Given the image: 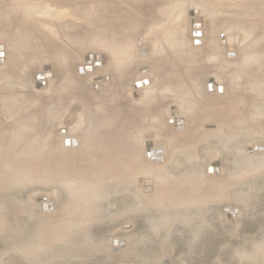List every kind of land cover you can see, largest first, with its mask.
<instances>
[{
	"label": "bare ground",
	"instance_id": "6f19581e",
	"mask_svg": "<svg viewBox=\"0 0 264 264\" xmlns=\"http://www.w3.org/2000/svg\"><path fill=\"white\" fill-rule=\"evenodd\" d=\"M32 1L34 5L29 6ZM114 1L119 3L116 9L123 6V0ZM131 2H138L137 4L141 6L134 10V13H137L136 17L134 14L132 18L127 17L130 18L127 23L132 27L137 23L140 26L144 20L150 21V18H153L150 24L153 23L154 26H157L154 30H158L156 31L158 36H153L151 39L154 42L155 52L152 51L151 59L149 56L151 49H147V51L145 48L143 51L141 47L138 48L141 50L139 54L142 58L146 59L147 57L148 60L150 58L149 61L146 60L147 63L143 62L142 64L140 63L145 59L140 58L141 62L140 59H136L140 62V65L138 64L139 66L136 67L138 68L136 75L139 74L140 78L141 75L145 77L136 79L134 82H127L134 76L133 70L130 68L134 69V63L129 67L120 64L117 66L118 70L116 69L118 81L116 80L114 85L123 88H118L119 90H128L129 92L131 88H125L132 84L133 89L130 91L135 94L148 89L150 96L144 95V100L140 101L139 99L135 102L138 104L137 107L146 109L144 112L146 115L160 111H156L157 105H155V101L152 102L153 97L158 99V96L161 95L165 96L162 98L163 100L169 98L165 93L168 89H171L169 91H172L173 95L181 96L182 101L179 103L182 108L184 106L185 108L184 110L179 109V111L185 118L176 117L175 113L172 117H165L167 127H174L179 132L175 136L180 138L177 140L178 142L183 141L181 140L182 136H188V138L191 136L193 140H198V134L203 131L199 127L203 123L200 124L198 120L200 122L214 121L205 130L207 131L205 136L206 134L211 136L217 133V129H221L220 133L223 132L222 130L226 131L222 134L224 139L229 138L225 135L232 132L234 126L227 122L228 117L229 120L235 117L236 121L233 119L230 121H234L237 127L243 123V125L241 124L242 130L244 126L246 131H243L244 133L239 138L240 142L247 141L250 136L264 138V0H131ZM1 3L0 33L17 36L21 41L19 49L21 54L19 53L20 58L18 57L14 66L11 65L12 68L11 66L3 67L7 41L0 37V40L5 42L0 43V219L5 230H8V233L10 231V236L8 235L5 239L7 253H9L7 256L10 258L6 257L4 260H0V264H86L94 259L109 264L112 260L109 254L119 255V253L124 258L143 256L144 260L141 263L138 261L137 264H164L165 262L167 264L169 262L173 264H264V150L254 152L251 156L243 153L244 151L242 152L241 149L235 150L225 145L223 146L225 152L222 151V148L220 151L225 154L226 158H222L223 164H208L207 170L204 171L201 165L192 164L188 159H196L192 152L194 148L190 153L195 157H182V152H179L180 158H174V155L181 150L176 145L175 150H178L176 153L173 152L175 151L174 148H171L173 142H170V146L168 143L166 144L165 139L160 138V136H164L161 135L164 131L161 134L160 131L158 136L153 137V146L148 141H143L146 144L143 147L140 143L144 134L141 127L139 128L140 133H143L141 135L136 133L138 129L133 130L138 114L136 116L132 112L137 104L132 106L133 109L128 108L133 105L132 100V104H130L129 98L127 99L126 96L120 98L119 95H115L116 98H120L119 100L112 99L111 95L113 94L110 93L104 97L101 96L102 98H97L100 100L101 103L98 101V104L101 106L100 109L95 110L92 107L94 105L89 106V99L86 98L88 93L85 95L83 92V90H87L84 89L85 87L79 88L82 98L88 100V104L85 103L86 113L82 118L84 124L82 127L85 128L79 133L77 130L76 132L72 130L71 135L69 130H66V135H62L60 140H56L57 134L55 135V131L52 129L55 126V120L59 118L66 107V98L70 93L77 94L74 92L77 88L70 78V70L65 69L63 75L67 73L66 77L62 78V81L60 80L62 83L57 88V90L64 89L65 92L63 90L56 92V90L57 94L55 93L54 96L57 95L58 98L56 101L54 100V105L52 104L53 106L48 108L46 106L48 103L44 104L41 95L36 98L29 96L27 95L28 91L26 92L27 89H24L25 79L23 78L28 75L25 71L26 58L29 59V56L43 58L45 54L57 56L66 49L57 43L64 33L54 32V28L59 27H56L55 22L61 23L60 25L66 23L67 29H73L76 21L83 20L88 26H91L90 24L95 21L99 28H103L108 24L111 26V23L122 25L125 15L123 16L119 10L120 14L114 15L113 19L115 18V20L111 21L110 16H113L116 11L115 6H102V2L94 7L92 0H54L50 4H43L42 0H6V3ZM191 7L198 12V16L200 14L201 21L195 20L192 22V26L190 24L189 38L187 33L182 32L183 24H181L180 16L186 8L192 9ZM113 8L115 10L113 14L109 13ZM192 12L194 11L192 10ZM127 18L125 16V19ZM147 23L149 24V22ZM45 25H49L50 28H46L53 29V32L42 31V27ZM196 25L199 26L195 27ZM106 29H102V31ZM240 29L250 31L251 41L238 46L234 44L233 38ZM139 31L141 30L139 29ZM198 32L201 33V36L194 35ZM218 35L220 38L224 37L221 35H226V39L229 40L225 44L226 46H223L225 51L219 47L217 40L220 38H217ZM69 36L67 35V38L64 36L65 40L70 39ZM183 36H186V40H182ZM96 37L99 41L103 40L101 33ZM226 39H222L223 42ZM196 40H201V43H196ZM142 48L144 49V47ZM220 52H224L226 59L224 56L221 58ZM99 54L103 55L102 66H100L101 63L96 64L98 62L96 55ZM90 59L91 57L88 60L90 61ZM44 60L49 59L44 58ZM104 61L103 52H97L94 61L78 65L75 68L76 74L82 79H88L101 67L103 68ZM156 63L161 65H159L160 69L157 68ZM87 66L88 69L91 67L92 71L86 69ZM38 67H42L41 71L37 70ZM142 67H146L147 70H141ZM48 69L50 68L45 65L35 67V71L37 70L36 85L39 83L42 85L43 81L57 79V75L56 78L53 75V77L37 79L38 74L50 73L51 71L49 72ZM209 74L213 75L215 79L209 81L207 79L208 82L204 83L206 81L204 78ZM149 75L154 76L152 77L155 82L154 86H152ZM147 79L149 83L136 86V83ZM108 80L110 82L111 79L108 77ZM102 82L104 80L94 83L101 84ZM219 86H223L222 91H219ZM121 93L120 95H123ZM201 97H205L202 99L208 101L206 105L211 103L213 108L216 107L213 104L219 103V101H228L229 103L232 99L237 102L238 99H243V102L247 100L251 102V98H254L259 101L258 105H260L257 108L259 119L254 124L251 121L254 118L249 113V116L244 112L243 116L239 115L242 113L238 111L241 109L240 107L237 109L239 104L241 106L239 102V104H236L237 102L230 103L234 106L223 103L227 108L220 109L218 107L217 111L208 108V105L207 108L211 112L208 111L207 114L210 117L206 116V112L197 113L193 106H196V100L198 101ZM148 98L151 100H147ZM33 100L34 103L28 104V101ZM126 102H129V105ZM167 102L166 100L161 103L167 105ZM76 104L70 105L69 113L78 116L77 112L79 111L75 110L78 106ZM223 105L222 107H224ZM235 106L236 109H233ZM204 107L206 109L205 105ZM189 109L196 112L193 113ZM237 111L240 113L237 114ZM235 112L237 113L234 116ZM240 116L242 119L238 123ZM151 118L154 119L151 115L148 117L138 116L137 124H142L140 121L147 119L149 125L142 128V130H146L153 126ZM186 120L193 122L192 129L188 128ZM219 121L224 125L222 126ZM197 122L200 125H197ZM136 128L134 127V129ZM240 128L238 130L242 131ZM238 130L237 132L233 131L234 134H237ZM155 131L157 130L155 129ZM220 133L219 136H221ZM248 133L251 134L248 135ZM157 134L158 131L154 135ZM165 135L167 136V133ZM67 140H69V144L66 143ZM74 140L76 143H73ZM103 142L108 144V147L106 146V149L101 151ZM165 144L170 147V149H166L175 153H172L173 156H167L166 151L168 150L164 149L167 147ZM179 145V148L187 146L182 142H179ZM188 148L189 146H187ZM254 148L250 150H254ZM196 150L198 149L196 148ZM95 151H101L99 157H91ZM171 151L168 152L171 153ZM95 160L100 162L96 163V166L91 163ZM216 175L221 177L223 183L219 184L221 181L215 180ZM49 188H54L52 190L55 191L61 190L65 194L64 211L60 210L62 216L56 217L55 222L44 225L42 218L35 212L36 205L31 203L32 205L28 206L25 201L35 196L34 194L38 190ZM32 191H34L33 194L30 193ZM53 200H46L47 205L52 203L47 209L44 208L45 203L40 202L41 212L47 214L48 217L57 213L56 200ZM111 202L117 209L119 207V217L126 218V221L133 225V231L130 236H124L123 239L115 233L106 235L102 241L104 246L101 244L100 247L99 235L90 239L82 232L89 230L92 224L102 220L103 214L109 212ZM253 202L256 204L252 205V208L248 204ZM94 210L98 214L94 216L91 213L90 215V212ZM50 220L52 219L50 218ZM108 238L111 239L110 244H107ZM116 241L119 243L118 245L115 244ZM143 249L147 251H141ZM122 263L125 264L124 261H119L116 264Z\"/></svg>",
	"mask_w": 264,
	"mask_h": 264
},
{
	"label": "rangeland",
	"instance_id": "374dc122",
	"mask_svg": "<svg viewBox=\"0 0 264 264\" xmlns=\"http://www.w3.org/2000/svg\"><path fill=\"white\" fill-rule=\"evenodd\" d=\"M58 1V0H57ZM63 1V0H62ZM97 0H92V3H94V7L96 6V5H100L102 2V6H115V9L117 8V5H119V3H116L117 1H114V0H98L97 2H96ZM112 1V2H111ZM124 2H123V6H121V7H118V9H116V11H118V12H116L115 10H114V8L113 9H111L110 11H109V13H111L112 12V14H113V11H115L116 12V14H115V12H114V14H113V16L111 15H109L110 16V20L111 21H114L115 20V18L113 19V17H114V15H117V13H119V10H120V12H121V14L124 16H126V18L127 17H131L132 18V16H133V14H134V17H136L137 16V13H136V15H135V13H134V10L138 7V6H141L140 4H137L138 2H131V0H123ZM126 1V2H125ZM1 2H5L6 3V0H0V4L2 5V3ZM42 2H43V4H50V2H54V0H52V1H50V0H42ZM5 3H3V4H5ZM41 3V2H40ZM97 3V4H96ZM110 3V4H109ZM113 3V4H112ZM115 3V4H114ZM135 3V4H134ZM142 4V3H141ZM30 5H34L33 4V1H32V4H29V6ZM46 6V5H45ZM44 8V7H43ZM120 8V9H119ZM192 8V7H191ZM95 10V9H94ZM97 10V9H96ZM192 10L194 11L193 13V15L191 14V12H192ZM197 13V14H196ZM120 14V13H119ZM197 15V16H196ZM125 16H124V20H123V24L122 25H120V24H118V23H111V26H110V24H108L107 26H105V27H101V28H99V26H98V24H96V22L94 21L92 24H90L91 26H88V25H86L85 23H84V21L83 20H81V21H76V22H78V23H76L75 22V24L73 25V29H67L65 26H67V24L66 23H63L64 25H60L61 23H57V22H55L57 25H56V27H58V28H54L55 30H54V32H62V33H64L63 34V36L60 38V39H58V41H57V43L58 44H60L61 45V47L63 48V49H65L64 51H62L61 52V54H59V55H57V56H59V57H57V56H55V55H51V54H45L44 55V57L42 58V57H32V56H29L30 58L28 59V57L26 58L27 59V62H25V71H27L26 72V75L27 76H25L23 79H25V85H24V89L26 88L27 90H26V92H27V95H31V96H35V98L37 97V96H40L41 95V99L44 101V104L46 103H48L46 106L48 107V108H50L49 106H53L54 105V100L56 101L57 100V95H55L56 96V98H55V96H54V94L56 93V92H62V90H63V92H65V90L64 89H61V88H59V90H57V88H58V85H61V81L66 77V74L67 73H64V75H63V71L65 70V69H68V70H70V73H71V79L73 80V82L75 83V88H77L74 92L76 93L77 92V94H71L70 93V95L68 96V98H66V100H65V102H67L66 103V107L64 108V110H63V112H62V114H60L59 115V118L58 119H56L55 120V123H54V125L55 126H53V131H55L54 133H55V135L58 137H56V136H54V138H57L56 140H60V137L62 136V135H66V130H69V134L71 135V131L72 130H75V132H76V130H77V133H79V132H81V130L82 129H84L85 127H82V126H84V124H83V120H82V118L85 116V113H86V106H85V103H87L88 102V100L86 101L85 100V98H82L83 96L81 95V90L79 89V88H84V89H87V90H83V92L85 93V95H86V93H88V96H86V98L87 99H89V106L90 105H94V106H92V107H94V109L96 110V109H100V106H101V104H98L99 102H100V100H98L101 96L102 97H104V96H106L107 94H113V95H111L112 97V99H114V98H116V96H120V98H121V96H126V98L128 99L129 98V102H130V104H132L131 103V100H132V102H133V105H131V107L129 106L128 108H132L133 109V107L132 106H134V104H137V103H135V102H137L139 99H140V101L141 100H144L145 99V97H144V95L147 97V96H150L149 95V93H148V89L147 90H142V91H138V92H136V94L134 93V92H131L130 90L131 89H133L132 88V84H130L129 86H126V88L125 89H127V87H128V89L129 88H131L130 90H129V92H128V90L126 91L125 89V91H122V90H119L118 88H120V86H117V85H114V82H116V80L118 81V78H117V71H116V69L118 70V67L117 66H119L120 64H125V65H127L128 67H129V65L130 66H133L132 64L134 63V69H133V67H130L132 70H133V75L134 76H132L130 79L131 80H128L127 82H134V81H136V79H141V78H143V77H145V76H142L141 75V78H140V75L138 74V76L136 75L137 73H138V68H136V67H138L140 64H142L143 62H146V60L147 61H149L150 60V58H149V56L151 57V59H152V57H153V52L152 51H154V42L153 41H151V39L153 38V36L154 37H157L158 35H156V31H158L157 29L156 30H154L157 26H154L153 25V23H152V25L150 24L151 22V20L153 21V18H150V21L149 20H147V22H149V24L147 23V22H144V21H146V20H144L143 21V24H140V26H139V23H137L136 25H133V27H132V25H130L129 23H127L128 21H130L129 19L130 18H127V19H125ZM106 17H108L107 15H106ZM105 17V18H106ZM180 18H181V24H183V30H182V32L183 33H187L188 34V37L190 38V33H189V31H191V26H192V22L193 21H195V20H197V21H199L200 19H201V16H200V14H199V16H198V12H196V10L194 9V8H192V9H188V8H186V10L184 11V12H182V14H181V16H180ZM192 19V20H191ZM105 20H107V19H105ZM109 20V21H110ZM201 21V20H200ZM95 23V24H94ZM144 23H145V25H144ZM66 24V25H65ZM105 24V23H104ZM190 24H191V26H190ZM113 25V26H112ZM147 25V26H146ZM128 26V27H127ZM145 26V27H144ZM152 26H154V27H152ZM46 27H49L50 28V26L49 25H45V26H43L42 27V31H45L46 33L49 31H51V32H53V29H48V28H46ZM122 27V28H121ZM107 28V29H106ZM116 28H118V29H116ZM128 28H130V30H128ZM134 30H132V29ZM145 28V29H144ZM189 28V29H188ZM58 29V30H57ZM102 29H106V30H103L102 31ZM139 29L141 30V31H139ZM48 30V31H47ZM68 30V31H67ZM132 30V31H131ZM70 31V32H69ZM93 31V32H92ZM109 31V32H108ZM122 31V32H121ZM124 31V32H123ZM130 31V32H129ZM146 31V32H145ZM68 32V33H67ZM128 32V34H126ZM143 32V33H142ZM145 32V33H144ZM70 33V34H69ZM93 33V34H92ZM102 34V38L101 39H103V40H101V41H99V40H97V37L96 36H98L99 34ZM122 33V34H121ZM130 33V34H129ZM134 35H133V34ZM96 34H98V35H96ZM119 34V35H118ZM125 34V35H124ZM182 34V33H181ZM67 35H70L69 36V38L70 39H67V40H65L66 38H67ZM131 35V36H130ZM156 35V36H155ZM249 35H250V31H248V30H246V29H240V31H237V35L236 36H234V38H233V42H234V44L235 45H241L242 43H248V41L250 40L251 41V37H249ZM8 35H6V34H1L0 33V37H3V39L5 40V41H7L6 42V46H5V57H4V60H5V62L3 63V67H5V66H11V65H13L14 66V63H16V61L18 60V57L20 58V51H19V49H20V39L17 37V36H13V35H11V36H8ZM64 36H66V38L64 37ZM107 36H109V37H107ZM220 35H218V39L220 38L219 37ZM222 36H224L223 38H220L219 40H217V41H219V47L221 48V49H223V46H226L225 44L227 43V41H229V40H227L226 39V35H221V37ZM251 36V35H250ZM90 37V38H89ZM93 37H95V38H93ZM110 37H111V39H110ZM187 37V39L189 40V38ZM85 38V39H84ZM254 38V37H253ZM13 39V40H12ZM88 39V40H87ZM90 39V40H89ZM222 39H226L225 40V42H223V40ZM85 40V41H84ZM182 40H186V36H183L182 37ZM244 40V41H243ZM144 42V43H143ZM0 43H5L3 40H0ZM250 43V42H249ZM116 44V45H115ZM140 46H139V45ZM143 44H144V46H143ZM9 45V46H8ZM17 45V46H16ZM124 45V46H123ZM145 45H146V47H145ZM150 45H153V46H149ZM116 46H117V49H116ZM141 47V50H145V48H146V50L148 49H151L149 52H150V55L148 56V58H149V60L147 59V57H146V59H145V57L144 58H142V56L139 54V52L141 51L140 49H138V48H140ZM142 47H144V49L142 48ZM153 49V50H152ZM111 51V54H110V51ZM147 50V51H148ZM219 50V49H218ZM224 51H225V49H223ZM18 51V52H17ZM69 51V52H68ZM97 52H103V54H104V56H105V61H104V65H103V68L101 67L100 69H99V71H97L96 73H94V74H92L91 75V77H88V79L86 78V79H82L81 77H79L77 74H76V71H75V68L78 66V65H82V64H87V63H90V62H92V60L94 61V59H95V53L97 54ZM152 52V53H151ZM155 52V51H154ZM20 53V54H19ZM129 53H130V55H129ZM144 53V52H143ZM68 54V55H67ZM139 54V55H138ZM151 54H152V56H151ZM18 55V56H17ZM67 57H65V56ZM100 55V54H99ZM99 55H96V59H97V63L96 64H100V66H102V64H103V55H102V59L99 61L98 60V57H99ZM137 55V56H136ZM129 56H132L131 58L129 57ZM141 56V57H140ZM220 56H221V58L224 56V52H220ZM1 57V56H0ZM13 57V58H12ZM48 57V58H47ZM51 57V58H50ZM58 58V60H57V58ZM91 57V59H90V61L88 60L89 58ZM133 57H136V58H133ZM38 58V59H37ZM44 58L45 59H49V60H44ZM128 58V59H127ZM145 59V60H142V62H141V59H140V62L138 61V60H136V59ZM224 58L226 59V56H224ZM15 59V60H14ZM40 59V60H39ZM51 59V60H50ZM68 59V60H67ZM133 61H132V60ZM30 60V61H29ZM132 62H131V61ZM71 61H73V62H71ZM129 61H130V63H129ZM138 61V63H136ZM208 61V60H207ZM44 62V63H43ZM68 62V63H67ZM8 63H10L9 65H8ZM40 63V64H39ZM70 63V64H69ZM129 63V64H128ZM140 63V64H139ZM147 63V62H146ZM139 64V65H138ZM157 64V63H156ZM37 65H45L47 68L49 67L50 69H48L49 70V72L52 74L51 75V77H53V75H55V78L57 77V79H59V80H57V79H55V80H53L54 82H55V84H54V82L51 80V81H46V82H41L42 83V85L40 84V86H39V84H37L36 85V83H35V81H36V79H35V74H36V71L38 70H40V69H42V67H38L37 68V70L35 71V67L37 66ZM59 67H58V66ZM68 65V66H67ZM153 65H154V63H153ZM160 65V64H159ZM159 65L157 64V68H159ZM55 66V67H54ZM161 66V65H160ZM28 67H29V69H28ZM58 67V68H57ZM65 67V68H64ZM67 67V68H66ZM88 67V66H87ZM11 68H12V66H11ZM57 68V69H56ZM91 68V67H90ZM136 68V69H135ZM143 68V67H142ZM145 68V67H144ZM151 68H152V66H151ZM92 69V68H91ZM113 71H112V70ZM160 69V68H159ZM30 70V71H29ZM54 70V71H53ZM72 70H74V71H72ZM41 71V70H40ZM90 71H92V70H90ZM113 72H114V75H113ZM228 73V72H227ZM61 74V75H60ZM98 74V75H97ZM103 74V75H102ZM108 74V75H107ZM229 74V73H228ZM228 74H226L227 75V77H228ZM24 75H25V72H24ZM57 75V76H56ZM117 75V76H116ZM151 75V74H150ZM149 75V76H150ZM59 76H60V78H59ZM116 76V77H115ZM137 76V77H136ZM148 76V77H149ZM210 76H212V77H210ZM100 77V78H99ZM108 77L111 79L110 80V82H109V80H108ZM116 79H115V78ZM152 77H154V76H150L149 78H150V80L152 81V86H154L155 85V82H154V79L152 78ZM206 77H208V78H206ZM206 77L204 78L205 80V82L204 83H206V82H208L209 80H214L215 79V77L213 76V75H211V74H209V75H206ZM63 78V79H62ZM95 78V79H94ZM99 78V79H98ZM102 78V79H101ZM211 78V79H210ZM27 79V80H26ZM38 79V78H37ZM40 79H42V78H40ZM76 79V80H75ZM80 79V80H79ZM82 79V80H81ZM207 79H208V81H207ZM61 80V81H60ZM101 80H104V82H102L101 84H96V83H94L95 81H101ZM76 81V82H75ZM80 81V82H79ZM94 81V82H93ZM147 81H148V79H147ZM216 81V80H215ZM59 82V83H58ZM127 82H125V83H127ZM57 83V84H56ZM148 83H149V81H148ZM230 83V82H229ZM109 84V85H108ZM57 85V86H56ZM101 85H103L101 88H100V86ZM233 85V84H232ZM56 86V87H55ZM115 86V87H114ZM204 87V89H205V85L203 86ZM113 88H116V89H113ZM120 89H123V88H120ZM57 90V91H56ZM80 90V91H79ZM113 90H115V91H112ZM119 90V91H118ZM169 90H171V89H168V90H166L165 91V93H166V96L168 95V97L169 98H165L168 102V104L167 105H163L161 102L163 101V103L166 101L165 99L163 100L162 98H164L163 96H158L159 98L157 99V98H155L154 99V97L152 98L153 99V101L152 102H154L155 101V105H157L156 107H155V109H156V111L157 110H160V111H157V112H155L154 114H144V112H145V108H141L140 106V108L139 107H137L138 106V104L137 105H135V108H134V110H132V112L133 113H135V115L137 116V114H138V116L140 117V116H142V117H148L149 115H151L152 117H154V119L153 118H151L152 120H151V122H152V125L153 126H151V127H148L146 130L145 129H143L142 130V128H145V125H146V127L149 125V123H148V120L147 119H142L141 121H140V123H142V124H137V118H138V116H137V118H135V124L133 125V130L135 131V130H137V134H143V138H141L140 139V143H141V145H143V147L146 145V144H144L146 141H148L149 142V144H152L151 146H153V141H154V139H153V137H155V136H158L159 135V132H160V134L161 133H163V131H164V133L163 134H161V135H164V136H160V138H163V139H165L166 140V144L168 143L169 145L171 144L170 142H173L172 143V145L173 146H171V148L173 149V150H175L176 149V147L178 148V149H180L181 151H178L177 152V150H175V151H173V152H177V154L179 153V152H182L183 153V155H182V153H181V156L182 157H195L196 159H191V158H188L189 159V161L192 163V164H198V165H201V167L203 168V170L204 171H206L207 169H206V166L208 165V164H211V165H214V164H218V165H220V163H222L223 164V161H222V158H224V159H226L225 158V154H223V152H225L224 150H225V148L223 147V146H225V145H228V147H230V148H233V149H241L242 150V152L243 153H245L246 155H253L254 154V152H258V151H262V150H264V138L262 139L260 136H250L249 138H248V140L247 141H245V142H240V140L241 139H239L240 137H241V135L244 133L243 131H246V130H244L245 128H244V126H243V130H242V126H241V124L243 125V123H240L239 121H241V119H242V114H243V112L247 115V116H249L248 115V113L251 115V116H253V120L251 119V121H252V123H257V120L259 119V114L257 113V108L260 106V105H258V103H259V101L258 100H254V98H251V102H249L248 100L246 101V102H243L244 100L243 99H238L239 101V103H241V106H240V104L237 102V100H234L233 101V99L231 100V101H229V103H228V101L227 102H225V101H219V103L218 102H216V103H218V104H221V105H219L218 106V104H216V103H214L213 105H215L214 107L215 108H213V106L211 105V103L209 104L208 103V105H206V103L208 102V101H205L204 99H202V98H205V97H201L200 99H198V101L200 100V102L198 103V101L196 100V106H193L195 109L194 110H196L197 111V113H205L206 112V116H208V114H207V112L209 111V112H211V110H209L208 108L210 107V109H214V111H217L216 109H218V107L220 108V109H224V108H227V106L226 105H223V103L224 104H230V103H236V104H239V106L237 107V109L240 107L241 109L239 110L238 109V111H240V112H242V113H240V112H235L234 113V116L236 115V113L237 114H239V115H242V116H240V117H238L239 119H238V123H240V125H238V127L235 125V123H234V121H236V120H234V118L235 117H232V119L234 120L233 122H231L230 120H232V119H230L229 120V117H228V123L230 124H232L231 126H234L233 128H232V132L233 131H235V132H237V130L240 128L242 131H240V130H238V136H236L237 134H234L235 132H229V133H227V135H225V136H227V137H229V138H226V139H224V137L222 136V134L225 132L226 133V131H224V130H222L223 132L222 133H220L221 131V129L219 130V129H217V133H215V134H212L211 136H209V134H206V136H205V133L207 132V131H205V130H207L208 128V126H211L213 123H214V121L213 122H210L211 120H205V121H203V122H200V120H198V122L201 124V123H203V124H201L202 126H199L200 127V129L201 130H203V131H201L200 132V134H198V140L197 139H194L193 140V138L191 137V136H189L190 138H188V136H182L181 137V140H183V141H179V142H182V144H184V145H187V146H189V150L187 149V146L185 147L184 146V148H186L187 149V151H186V149H184V148H179L180 147V145H179V142L177 141V140H179L180 138H178V137H175L176 135H178L179 134V132H177L176 130H175V128L174 127H172V128H170V126L169 127H167L168 125H167V123H166V120H165V117H172V115H174V113H175V115L174 116H176V117H184L185 118V116H181L182 114H180L181 112L179 111V109H183L184 110V108H185V106H184V108H182V105L179 103V102H181L182 101V97L181 96H179V95H173L172 94V91H169ZM56 91V92H55ZM74 92H72V93H74ZM118 92H119V94H118ZM121 92H123V93H121ZM171 92V93H170ZM51 93V94H50ZM80 93V94H79ZM120 93L121 94H123V95H120ZM201 93V92H200ZM57 94V93H56ZM101 94V95H100ZM202 94V93H201ZM71 95H73V96H71ZM95 95V96H94ZM116 95V96H115ZM127 95H128V97H127ZM172 95V97L170 98V96ZM29 96H28V99H29ZM46 96V97H45ZM48 96V97H47ZM54 96V97H53ZM78 96H80V97H78ZM141 96V97H140ZM72 97V98H71ZM78 97V98H77ZM88 97H92V98H88ZM93 97H94V99H93ZM101 97V98H102ZM143 97H144V99H143ZM198 97H200V96H198ZM98 98V99H97ZM119 98V99H120ZM46 99V100H45ZM96 101L97 102V104H96V102L94 103V101ZM117 100H119L118 99V97L116 98ZM115 99V100H116ZM170 101H169V100ZM186 99H189V98H186ZM201 99H202V101H201ZM41 100V101H42ZM52 100V101H51ZM74 100V101H73ZM122 100H126V99H122ZM134 100V101H133ZM137 100V101H136ZM147 100H151V98H148ZM172 100V101H171ZM86 101V102H85ZM91 101V102H90ZM99 101V102H98ZM112 101H114V100H112ZM156 101H157V103H156ZM118 102V101H117ZM129 102L127 103L126 102V104H128L129 105ZM159 102V103H158ZM203 102V103H202ZM205 102V103H204ZM248 102V103H247ZM32 103H34V100L33 101H28V104H32ZM73 103H77L78 104V106H76V108L77 109H75V110H77V111H79V112H77V114H79L78 116H76V115H72V114H70L69 113V111H70V105L71 104H73ZM87 103V104H88ZM101 103V102H100ZM202 103V104H201ZM53 104V105H52ZM235 104V105H236ZM103 105V104H102ZM127 105V106H128ZM204 105L206 106V109H205V107H204ZM212 107H211V106ZM222 105L224 106V107H222ZM230 105H232V106H234L233 104H230ZM159 106V107H158ZM207 106H208V108H207ZM226 106V107H225ZM150 108V107H149ZM159 108V109H158ZM197 108H198V110H197ZM200 108V109H199ZM236 109V106L235 107H233V109ZM192 110V109H191ZM190 109H189V111H191ZM194 110H192L193 111V113H195L194 112ZM205 110H207V111H205ZM248 110V111H247ZM82 111V112H81ZM236 111V110H235ZM137 112V113H136ZM160 112V113H159ZM232 112H234V111H232ZM132 113V114H133ZM173 113V114H172ZM196 113V114H197ZM231 114H233V113H231ZM244 114V115H245ZM82 115V116H81ZM238 115V116H239ZM200 116V115H199ZM231 116V115H230ZM233 116V115H232ZM86 117H87V115H86ZM208 117H210V116H208ZM195 119V118H194ZM227 119V118H226ZM156 120V121H155ZM160 120V121H159ZM181 120V119H180ZM179 120V121H180ZM220 120V119H219ZM256 120V121H255ZM187 121V124H188V128L190 127L191 129H192V127H191V125H192V123L193 122H191V121H188V120H186ZM154 122V123H153ZM158 122V123H157ZM188 122H190V123H188ZM196 123L197 125H200L199 123ZM208 122V123H207ZM210 122V123H209ZM223 123H224V121H222ZM226 122V123H227ZM143 123H145V124H143ZM206 123V124H205ZM219 123L220 124H222L220 121H219ZM234 123V124H233ZM237 123V124H238ZM155 124H156V126H155ZM194 124H195V122H194ZM205 124V125H204ZM254 124H252V125H254ZM66 125V126H65ZM138 125V128H136V126ZM224 124H222V126H223ZM221 126V125H220ZM236 126V127H235ZM251 126V125H250ZM55 127V128H54ZM134 127L136 128V129H134ZM141 127V131L143 132V133H140L141 131H139V128ZM153 127V128H152ZM162 127V128H161ZM57 128V129H56ZM62 128V129H61ZM72 128V129H71ZM189 128V129H190ZM204 128V129H203ZM234 128H236V129H234ZM59 129V130H58ZM155 129L158 131V134L157 135H154V134H156L157 133V131H155ZM165 129V130H164ZM251 129H252V126H251ZM139 131V132H138ZM191 131V130H190ZM211 131V130H210ZM218 131H219V133L221 134V136H219V133H218ZM240 131V132H239ZM249 131V130H248ZM56 132H58V133H56ZM156 132V133H155ZM192 132V131H191ZM204 132V133H203ZM152 133H154V134H152ZM165 133H167V136L165 135ZM188 133H190L189 131H188ZM188 133H186V134H188ZM241 133V134H240ZM61 134V135H60ZM171 134V135H170ZM191 134V133H190ZM217 134V135H216ZM240 134V135H239ZM251 133H248V135H250ZM70 135H67V137L69 136L70 137ZM154 135V136H153ZM201 135V136H200ZM203 135V136H202ZM205 136V137H204ZM208 136H209V138H208ZM232 136V137H231ZM234 136V137H233ZM66 137V138H67ZM170 138V140H169V138ZM185 137V139H183ZM203 137V138H202ZM206 137H207V139H206ZM221 137H223V138H221ZM167 138H168V140H167ZM172 138V139H171ZM178 138V139H177ZM192 138V139H191ZM219 139V138H221V139H224V140H222L221 141V139H219V140H216V139ZM187 139H190V140H188L187 141ZM250 139V140H249ZM204 140H206L205 142H204ZM143 141H145V142H143ZM169 141V142H168ZM227 141V142H226ZM57 142H59V141H57ZM177 142V143H176ZM174 143H175V145H174ZM189 143V144H188ZM223 143V145H221V144ZM61 144V147H62V142L60 143ZM165 144V146H167V147H165L164 149L165 150H168V149H170V147H169V145H166ZM196 144V145H195ZM260 144V145H259ZM105 145V146H104ZM177 145V146H176ZM197 145H198V147H197ZM251 145H253V146H251ZM254 145H259V146H254ZM106 146L108 147V144H106V143H104L103 142V144H102V147H101V151L102 150H105L106 149ZM176 146V147H175ZM196 146V147H195ZM248 147V148H247ZM250 147V148H249ZM254 147H258V148H260V147H263V149H260V150H257V151H254V150H250V149H253ZM166 148H168V149H166ZM192 148H194V149H192ZM198 149V150H196L195 151V149ZM221 148H222V151L223 152H220L221 151ZM145 149V148H144ZM182 149H184V150H182ZM191 149H192V152H194L193 154H195V156H193L192 155V153H190L191 152ZM101 151L100 152H98V151H95L94 153L95 154H93V155H91V157H93V156H98L99 157V154L101 153ZM169 152L171 151V150H168ZM168 151H166L167 153H168V155L167 156H173V154H175V153H173L172 151H171V153H169ZM184 151V152H183ZM104 152V151H103ZM188 152V153H187ZM251 152H252V154H251ZM173 153V154H172ZM172 154V155H171ZM174 155V158H176V157H179L180 158V153H179V155ZM185 154V155H184ZM187 154V155H186ZM223 159V160H224ZM222 162H221V161ZM92 163V165H95L96 166V163H98V162H96V160L95 161H93V162H91ZM100 163V162H99ZM98 163V164H99ZM204 166V167H203ZM212 167V166H211ZM210 167V168H211ZM209 168V170H211ZM78 169V168H77ZM212 170H213V168H212ZM203 171V172H204ZM206 173V172H205ZM204 173V174H205ZM203 175V174H202ZM218 175H216L215 176V178H213V179H215L217 182H220L219 184H221V183H223V180L221 179V177L220 176H218ZM220 180V181H219ZM52 189H54V188H49V189H47V190H38L34 195L35 196H32L31 198H29V199H27L26 201H25V204H27L28 206L29 205H36L35 206V212L37 213V215L38 216H40L41 218H42V220H43V222L45 223L44 225H48L49 223H53V222H55L56 220H57V218H59V217H61L62 215L60 214V213H62L63 211H64V200H65V197H64V193L61 191V190H59V191H55V190H52ZM31 194H33L34 193V191H32V192H30ZM59 193V194H58ZM61 193H63V194H61ZM37 194V195H36ZM59 196H60V198H59ZM57 197V198H56ZM56 200L54 203L56 204V207H57V213H56V215H58V216H56L55 214L53 215V216H51V217H48L47 216V214H45V213H43V212H41V209H40V202H42L43 201V203H46V200ZM58 199V200H57ZM53 200V201H54ZM61 200V201H60ZM58 201V202H57ZM29 204H28V203ZM248 202V201H247ZM32 203V204H31ZM62 203V204H61ZM52 204V203H51ZM256 204V202H253V203H249L248 205H250L252 208H253V206L252 205H255ZM62 205V206H61ZM99 205H102V204H99ZM240 206H241V204H240ZM62 208V209H61ZM118 209H119V207H118ZM118 209H117V207L116 206H114L113 205V203L111 202V206H110V210H109V212L108 213H106V214H103V216L101 217L102 218V220H100L98 223H96V224H92L91 226H90V229L89 230H87V231H84V232H82V233H84L85 235H86V237H88V238H94L96 235H99L100 236V241L99 242H101V243H99V246L101 247V244L104 246V244H103V238L106 236V235H111V234H114L115 233V235H118L119 237H121V239H123L124 238V236H130V234H131V232L133 231V225L130 223V222H128V221H126V218H123L122 216H120L119 217V214H118V212H120V211H118ZM227 209H229V207H227ZM237 209V208H236ZM62 212H61V211ZM44 211V210H43ZM91 213H93V215L94 216H96L97 214H98V212L97 211H92V212H90V215H91ZM109 214H112V215H115V216H110ZM57 217V218H56ZM117 217H119V218H117ZM47 218H49V219H47ZM50 218L52 219V220H50ZM55 218H56V220H55ZM49 220V221H48ZM48 221V222H47ZM100 228V229H99ZM108 229V230H107ZM82 230V229H81ZM98 230V231H97ZM100 230V231H99ZM8 231V230H7ZM6 230H5V228H4V226L2 225V220L0 219V260H4L6 257H8L7 255L9 254V253H7V248H6V242H5V239H6V237L9 235L10 236V231H9V233L7 232ZM83 231V230H82ZM79 232H81V231H79ZM44 233H45V231H44ZM43 233V234H44ZM102 235V236H101ZM118 241V240H117ZM115 242V241H114ZM111 243V239L110 238H108V240H107V244H110ZM9 250V249H8ZM141 251H144V252H146L147 250H145V249H143V250H141ZM7 253V254H6ZM110 256H111V258H112V260H111V262L109 263V264H116L117 262H119V261H124L125 262V264H137V262L139 261L140 263L144 260V257L143 256H139L138 258H133V257H129V258H124L123 257V255L121 254V253H119V255H117V254H109ZM10 257H8L7 259H9ZM86 264H106L105 262H102L101 260L99 261V260H97V259H94L93 261H89V262H87ZM122 264H124V263H122ZM164 264H167V262H165ZM169 264H173V263H170L169 262Z\"/></svg>",
	"mask_w": 264,
	"mask_h": 264
},
{
	"label": "water",
	"instance_id": "95a60500",
	"mask_svg": "<svg viewBox=\"0 0 264 264\" xmlns=\"http://www.w3.org/2000/svg\"><path fill=\"white\" fill-rule=\"evenodd\" d=\"M191 14L193 15L194 13L192 12ZM197 26H199V25H196L195 27H197ZM200 34H201V33L198 32V33H195L194 35L201 36ZM196 43H201V40H196ZM98 59H99V61H100V59H102V55H99ZM86 69H88V67H86ZM88 70H92V69L90 68V69H88ZM141 70L146 71L147 69H146V67H145V68H142ZM51 75H52L51 73L38 74V75H37V78L40 79V78H43V77H50ZM146 83H148L147 80H145V81H143V82L140 81V82L136 83V86H142L143 84H146ZM209 85L211 86V82H210ZM218 89H219V91H222V90H223V86H219ZM180 122H181V121H180ZM66 143L69 144V140H67ZM73 143H76V141L74 140ZM254 150H259V148H254ZM49 206H51V204H49V205H47L46 203L44 204V208H46V209H47V207H49ZM115 244L118 245L119 243L116 241ZM121 244H123V243H121ZM121 244H120V245H121Z\"/></svg>",
	"mask_w": 264,
	"mask_h": 264
}]
</instances>
